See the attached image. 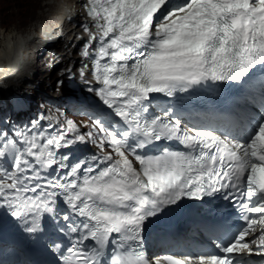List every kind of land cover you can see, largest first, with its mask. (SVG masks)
I'll use <instances>...</instances> for the list:
<instances>
[{"label":"snow or ice","instance_id":"snow-or-ice-1","mask_svg":"<svg viewBox=\"0 0 264 264\" xmlns=\"http://www.w3.org/2000/svg\"><path fill=\"white\" fill-rule=\"evenodd\" d=\"M83 8L78 75L99 101L91 130L43 116L0 127V210L50 264H264V0ZM226 88L227 109L187 107ZM87 144L98 151L77 147ZM216 197L236 222L208 208L207 247L149 252L153 219Z\"/></svg>","mask_w":264,"mask_h":264},{"label":"bare ground","instance_id":"bare-ground-1","mask_svg":"<svg viewBox=\"0 0 264 264\" xmlns=\"http://www.w3.org/2000/svg\"><path fill=\"white\" fill-rule=\"evenodd\" d=\"M84 2L85 0H76L78 10L76 11L75 15L69 16L63 25L55 30V35L53 38L46 41L43 46L39 47L38 51L35 53L36 68L31 77L25 78L18 87H9L6 90L0 89V104L8 103L9 106L15 108L18 107V105L26 103L24 96H22V89H24L29 84H34V78H36V75H38V73H40L42 70L41 57L42 55L47 54L46 59L50 64V69L54 67V70L58 68L59 70L62 68L64 70L68 68L72 69V74L70 76L62 74L59 77V79L63 80L65 83V88H67L66 92L68 95H74V97L79 95V103L82 102L83 104L89 105L93 108H96L99 105L98 98L93 93L88 91V87L92 85L85 84L78 75L79 68L81 67L80 61L82 59L78 53L81 45L84 43L85 39H87L80 25L85 22L90 23L86 17L85 9L83 8ZM42 3L41 6L39 5L41 11L43 10ZM77 37L84 38L78 40ZM73 45L75 46L73 47ZM93 47H95V44H93ZM70 60L73 61V63L70 64ZM86 79L91 80L92 78L90 75H87ZM27 111H30V109L26 110L24 106H22L17 112H15V117L20 118V116ZM42 116L51 117L53 122H55L57 119L61 121L68 120L63 115H55L51 112L47 113L46 110H40L37 113L36 118H40ZM42 121H44L42 124H46L48 122L47 120Z\"/></svg>","mask_w":264,"mask_h":264},{"label":"rangeland","instance_id":"rangeland-1","mask_svg":"<svg viewBox=\"0 0 264 264\" xmlns=\"http://www.w3.org/2000/svg\"><path fill=\"white\" fill-rule=\"evenodd\" d=\"M41 3L42 0H0V26H12L15 24L23 27L29 24L36 19L38 12L41 11ZM46 56L47 54H44L41 57L42 70L36 75L37 79L34 78V84H29L22 89V96H24L26 103L15 108L9 106L8 103L0 104V127L8 128V125L16 120L15 112L24 106L26 110L30 109V111L21 115L20 120H27L29 115H35L40 110H46L47 113L69 116V119L74 122L85 123L91 128L92 121L86 114L91 110H88L84 106L85 104L81 105L83 103L77 101L79 105L72 103L71 106L66 108L65 103L61 102L62 97L68 95L66 92L67 88H65V83H57L60 79L55 81L54 76L58 71L54 70L55 67L49 68L50 64ZM61 81L63 82V80ZM78 96L74 97V95H71L70 97L78 99Z\"/></svg>","mask_w":264,"mask_h":264},{"label":"clouds","instance_id":"clouds-1","mask_svg":"<svg viewBox=\"0 0 264 264\" xmlns=\"http://www.w3.org/2000/svg\"><path fill=\"white\" fill-rule=\"evenodd\" d=\"M37 19L20 27L0 26V89L18 87L36 68L35 53L78 10L76 0H43Z\"/></svg>","mask_w":264,"mask_h":264}]
</instances>
